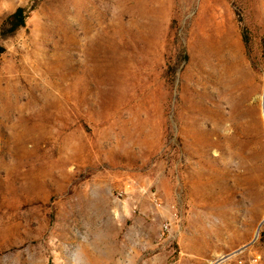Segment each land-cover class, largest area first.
Instances as JSON below:
<instances>
[{
	"label": "rangeland",
	"instance_id": "1",
	"mask_svg": "<svg viewBox=\"0 0 264 264\" xmlns=\"http://www.w3.org/2000/svg\"><path fill=\"white\" fill-rule=\"evenodd\" d=\"M263 108L264 0H0V264H264Z\"/></svg>",
	"mask_w": 264,
	"mask_h": 264
},
{
	"label": "built area",
	"instance_id": "2",
	"mask_svg": "<svg viewBox=\"0 0 264 264\" xmlns=\"http://www.w3.org/2000/svg\"><path fill=\"white\" fill-rule=\"evenodd\" d=\"M263 221L264 218L262 219V222ZM168 226L169 224L167 222H163L161 224L162 230H167ZM256 236L257 234L253 238H255ZM252 240L248 243L237 246L229 251L212 256L208 260L207 264H244L246 261L253 264L256 263L258 261L259 256L257 254L249 255L248 251V248L252 244Z\"/></svg>",
	"mask_w": 264,
	"mask_h": 264
},
{
	"label": "bare ground",
	"instance_id": "3",
	"mask_svg": "<svg viewBox=\"0 0 264 264\" xmlns=\"http://www.w3.org/2000/svg\"><path fill=\"white\" fill-rule=\"evenodd\" d=\"M221 71H224V72H221V74H224V75H228V73L233 72L232 63L231 62L224 63V68ZM219 102H220V99H218V102L215 105V108L217 109V111L220 110V103ZM263 116H264V108H263Z\"/></svg>",
	"mask_w": 264,
	"mask_h": 264
},
{
	"label": "crops",
	"instance_id": "4",
	"mask_svg": "<svg viewBox=\"0 0 264 264\" xmlns=\"http://www.w3.org/2000/svg\"><path fill=\"white\" fill-rule=\"evenodd\" d=\"M187 263L188 264H196L199 262V257L195 254L189 253L187 254Z\"/></svg>",
	"mask_w": 264,
	"mask_h": 264
},
{
	"label": "trees",
	"instance_id": "5",
	"mask_svg": "<svg viewBox=\"0 0 264 264\" xmlns=\"http://www.w3.org/2000/svg\"><path fill=\"white\" fill-rule=\"evenodd\" d=\"M22 14V9L21 8H16L15 12H14V16L17 17H21Z\"/></svg>",
	"mask_w": 264,
	"mask_h": 264
}]
</instances>
